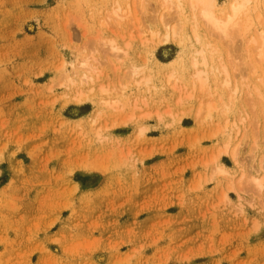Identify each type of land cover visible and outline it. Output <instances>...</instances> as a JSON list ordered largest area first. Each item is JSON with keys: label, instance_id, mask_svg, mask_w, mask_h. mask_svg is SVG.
I'll list each match as a JSON object with an SVG mask.
<instances>
[{"label": "rangeland", "instance_id": "374dc122", "mask_svg": "<svg viewBox=\"0 0 264 264\" xmlns=\"http://www.w3.org/2000/svg\"><path fill=\"white\" fill-rule=\"evenodd\" d=\"M234 37L160 0H0V264H264V70Z\"/></svg>", "mask_w": 264, "mask_h": 264}, {"label": "bare ground", "instance_id": "6f19581e", "mask_svg": "<svg viewBox=\"0 0 264 264\" xmlns=\"http://www.w3.org/2000/svg\"><path fill=\"white\" fill-rule=\"evenodd\" d=\"M160 3L161 5H164V7H174L179 15H191L194 21V31L202 32L205 35H213L225 41H230L229 39L235 40L234 36L240 33V36H243L244 39H246L245 41L251 44L253 48L257 50L258 61L262 64L264 70V5L260 10L263 16H258L259 20L257 21L253 18L254 12H256L257 9L261 7V0H230L227 11L217 10V0H160ZM120 10L122 9L117 6L115 12L120 16H128L127 11L125 14H120ZM128 13H132V11H128ZM234 33L236 34L234 35ZM167 36L168 33L165 39H167ZM196 37L197 40H200L199 35ZM100 43L112 50L113 53H119L122 50L120 46L116 44L115 40H110L108 42L101 40ZM198 52L201 53L203 59L199 60L197 56H193V65L197 66L200 62L206 65L207 55L205 53V49ZM83 64L88 66L89 69L92 68L87 59L83 61ZM253 67L256 68L255 65ZM216 68L219 67L217 66ZM136 71L137 70L135 68V72ZM223 71L226 73L228 72V69L225 67V65H223ZM207 72L208 70L205 69L197 70L196 76L199 81L202 82V84L205 82V75ZM86 78L89 79L90 76L86 75L85 79ZM262 81L264 82V76ZM234 158L239 160V157H237V152L235 153ZM259 169L260 168L255 169L252 166V170L250 169L251 172H248V168H245L244 173L239 179V185L243 186L242 182L246 180L245 182L247 183L252 182V185L254 184L261 187V178L255 175V172H257Z\"/></svg>", "mask_w": 264, "mask_h": 264}]
</instances>
